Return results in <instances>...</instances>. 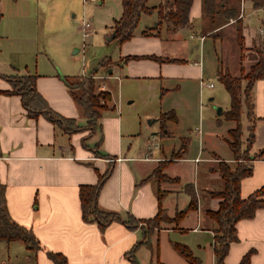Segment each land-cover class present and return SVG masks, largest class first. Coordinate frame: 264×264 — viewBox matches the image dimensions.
Instances as JSON below:
<instances>
[{"label": "crops", "instance_id": "0c3cea01", "mask_svg": "<svg viewBox=\"0 0 264 264\" xmlns=\"http://www.w3.org/2000/svg\"><path fill=\"white\" fill-rule=\"evenodd\" d=\"M87 1L81 0V3ZM161 1L147 0L146 4L152 7ZM74 2L78 1L0 0V75H35V88L49 108L63 117L75 119L78 126H84L85 119L70 89H76L80 76L87 77L91 73L85 75L83 72L67 86L64 81L67 77H74L70 75L72 71L67 69L62 56L45 49V39L56 25L60 10L66 11ZM239 7L243 41L248 47V31L255 34L256 40L262 37L260 22L264 10L252 9L249 2L242 0ZM142 15H154L152 19L157 25L156 12ZM255 24L258 26L254 27ZM233 25L231 19L215 28L212 19L202 13L201 0H193L187 26L174 32H169L165 23L156 30L147 26L134 30L130 40L116 44L112 67L106 70L108 75L103 70L99 76L104 80L147 81V86L153 85L149 84L153 81H176L179 91L187 83L197 82L201 94L203 88L199 83L204 75L201 55L205 42L209 41L213 46L217 42L223 44L221 31L234 30ZM147 28L152 32L143 36L141 32ZM193 28L199 33L200 55L198 60L189 61L192 46L180 40V32ZM216 33L218 35L214 36ZM189 37L193 38L192 35ZM178 53L181 58L174 57ZM246 53L252 52L247 50ZM128 56H155L183 60V63L150 59L123 62ZM97 89L108 92L104 84H97ZM7 90H10L9 83L0 78V184L5 188L10 217L29 228L39 242L40 247L35 253L24 247L30 263L32 260L33 264H55L48 257V253H55L62 255L66 264H131L125 254L140 239V229L130 231L121 222H112L100 230L96 223H85L81 218L78 187L96 184L98 177L109 170L99 188L97 206L101 211L116 213L123 219L129 214L144 221L154 217L159 207L172 218L188 205L189 188H185L186 184L192 186L196 197V208L188 211L177 225H160L150 237L151 251L146 247L137 249L135 258L138 264H193L173 248L176 243L186 246L198 260L197 264H214L215 225L205 211L216 210L218 206V199L208 195V192L223 187L216 170L218 162L224 161L231 168L236 165L230 153L228 157L220 158L210 149L212 147L204 145L203 138H198V153L193 158H186L190 137L176 138L175 132L168 130L164 135L167 141L178 140V151H175L176 142L142 149L134 144L137 134L132 131L130 119H121L119 112L104 115L108 108L100 112L98 127L92 135L87 130L66 134L42 115L27 117L20 97L4 94ZM251 98L252 136L248 155L254 159L248 162L250 174L240 181L241 198L264 185V159L255 157L264 150V77L254 82ZM242 107L244 121L241 119L240 139L242 148H245L250 121L245 117V107ZM244 124L245 131H242ZM156 138L152 136V140ZM187 163L192 164V176L187 173L190 168ZM157 169L164 176L177 180L159 181L150 176ZM158 191L163 192L160 205ZM235 228L238 240L230 243L224 264H238L251 250L248 264H264V208L256 210L251 219L239 220ZM12 243L15 242H0V264H5L4 257ZM28 261L25 263L30 264Z\"/></svg>", "mask_w": 264, "mask_h": 264}, {"label": "trees", "instance_id": "16d2710c", "mask_svg": "<svg viewBox=\"0 0 264 264\" xmlns=\"http://www.w3.org/2000/svg\"><path fill=\"white\" fill-rule=\"evenodd\" d=\"M249 2L252 9L264 10V0H242ZM147 0H121V15L114 22L112 36L117 45L130 40L134 30L140 20L142 14H152L156 12L157 25L154 30L158 29L162 23L166 24L169 32H174L178 28L188 25V14L193 0H162L158 5L149 7ZM239 2L241 0H201L202 13L212 19L215 28H219L229 20H234V32L240 51L244 50V41L242 35V21L238 18ZM261 28L264 30V18L260 22ZM152 32L151 29L142 31L143 36H148ZM218 35L217 33L214 34ZM263 48L257 51V58L254 63L249 66L248 71L244 75L246 83L241 87L239 79L231 77L227 72L219 70L217 78L225 88L229 95V108L224 114V119L234 123V128L227 131L229 139L227 145L232 153L233 160L236 165L231 168L226 162H218L217 172L222 180L223 187L219 191L208 192L211 198L218 199L216 210L205 211L209 219L214 222V244L213 256L214 264H224V258L228 252L230 243L236 242V223L241 219H251L256 210L264 208V185L251 192L246 198L239 195L240 181L247 177L251 172V166L248 162L254 158H249L248 147L252 136V98L251 90L254 82L264 77V32H263ZM150 59L154 61L166 63H183V60L158 58L155 56H128L123 62L128 60ZM109 58L101 60L99 67L108 68ZM242 71V68H240ZM94 70L89 76H80L77 79L76 91L70 90L73 100L81 109L84 126H78L73 118L63 117L53 112L42 96L35 88L36 76L33 74H22L5 76L10 90L4 91V94H15L20 97L21 105L26 112L27 117L35 118L42 115L49 120L54 126L60 128L63 133L72 134L78 131L87 130L92 135L98 127L97 120L100 112L108 108L107 102L110 101V94L107 91L94 93L97 89ZM242 95V100L240 99ZM104 101V103L99 102ZM106 102V104H105ZM245 107V117L250 121L249 133L246 139V146L242 148L241 141V106ZM162 127L165 121H175L173 111L160 115L159 118ZM99 143H96L98 145ZM264 150L260 151L255 157H261ZM100 155V154H97ZM102 157V155L97 156ZM109 170L105 171L98 177V181L94 185H80L78 187V199L80 203L81 218L85 223L94 222L100 230L106 228L112 222H121L126 229L133 231L140 229V239L136 241L130 250L125 254L131 264H138L135 258V252L139 247H146L151 251L150 237L160 228L162 223H173L177 225L186 213L196 208V197L190 184H186L185 188L189 195L188 205L176 212L172 218L168 217L159 207L156 215L150 219L139 221L133 216L127 214L123 219L116 213H108L101 211L97 206V194L103 181L108 176ZM150 176L157 177L159 181H176L177 178H168L160 173L157 169ZM150 178V177H148ZM5 188L0 184V242H20L29 252L35 253L39 249V242L33 232L18 223H16L9 215L6 200L4 196ZM162 191H158L157 199L160 205ZM173 248L188 262L197 264L198 260L192 255L191 251L184 245L173 244ZM252 250L242 256L238 264H248ZM48 257L55 264H66V259L55 253H48ZM155 264H161L156 262Z\"/></svg>", "mask_w": 264, "mask_h": 264}, {"label": "rangeland", "instance_id": "374dc122", "mask_svg": "<svg viewBox=\"0 0 264 264\" xmlns=\"http://www.w3.org/2000/svg\"><path fill=\"white\" fill-rule=\"evenodd\" d=\"M77 1L67 7L66 11L60 10L56 25L45 39V49L62 56L67 69L72 71L70 75L74 77H67L64 81L67 86L75 82L83 72L87 75L97 69L96 84H104L110 94V101L107 102L109 107L104 115L119 112L121 119L129 118L132 131L137 134L134 141L137 147L142 146V149H146L159 143L166 146L170 142V145L176 142L175 151H178V140L167 141V136L164 135V131L168 130L174 131L176 138L190 137L189 149L185 153L186 158H193L198 153V138H203L204 145L212 147L210 149L220 158L228 157L229 153L232 155L227 145L229 139L227 130L234 127V123L225 120L224 114L221 115L216 110L220 108L222 113L226 112L230 99L216 73L218 70L227 72L231 77L238 78L243 87L246 83L243 78L245 73L253 63V59L257 58V51L263 48V29L259 40L254 38V33L248 31L246 36L248 47L244 45V50L241 51L233 29L221 31L220 36L223 43L221 45L219 42L216 46L211 45L209 41L205 42L201 55L204 69L203 81L212 84V87L203 88L201 94H199L197 82L187 83L186 87L179 91L176 81H153L149 83L153 85L147 86V81L141 80L125 81L112 78L104 80L99 75L104 71L106 73V70L112 67V60L116 55V41L114 39L109 41L107 38L113 31L114 22L120 17L121 0H96L93 3L87 1L85 4L81 3V0ZM240 13L239 7V15ZM153 16L141 15L135 30L138 31L146 26L154 29L156 22H153ZM83 20L89 22L90 25L86 38H83L81 31ZM250 26L253 27V24L251 23ZM256 26L258 24L254 27ZM190 35L193 38H190ZM180 37L186 45L192 46L189 61L193 58L198 60L200 55L198 30L196 28L182 30ZM247 50L252 53H246ZM174 57L181 58L182 56L178 53ZM105 58H110L109 66L107 69L104 67L101 69L99 63ZM70 90L77 92L73 88ZM98 92L99 89L95 88L94 93L98 94ZM210 98L212 100H209ZM240 99L242 100V95ZM99 102L104 103L100 100ZM170 111H173L177 122L173 123L172 120H168L162 127L159 120L160 115ZM242 128V131H245V124ZM152 136L157 138L152 140ZM187 165L190 166L187 173L192 176V164L187 163ZM26 253L22 243L10 244L8 254L4 257L5 264H26L25 260L28 261ZM30 264H33L32 260Z\"/></svg>", "mask_w": 264, "mask_h": 264}, {"label": "built area", "instance_id": "2783aa9c", "mask_svg": "<svg viewBox=\"0 0 264 264\" xmlns=\"http://www.w3.org/2000/svg\"><path fill=\"white\" fill-rule=\"evenodd\" d=\"M83 1H86V0H83ZM88 1H91V2H94L96 0H88ZM241 17V14L239 15ZM89 22L83 20L82 23H81V31H82V34H83V38H86L87 36V29L89 28ZM261 32H263V30H261ZM199 86L200 88H211L212 87V84H209V83H206L205 81H200L199 83ZM263 159H264V154L262 155Z\"/></svg>", "mask_w": 264, "mask_h": 264}, {"label": "water", "instance_id": "95a60500", "mask_svg": "<svg viewBox=\"0 0 264 264\" xmlns=\"http://www.w3.org/2000/svg\"><path fill=\"white\" fill-rule=\"evenodd\" d=\"M111 39H113V36H112V34H111V36H109V37H108V40H111ZM62 79H63V78H62ZM216 110H217V113H219V114H220V108H217Z\"/></svg>", "mask_w": 264, "mask_h": 264}]
</instances>
